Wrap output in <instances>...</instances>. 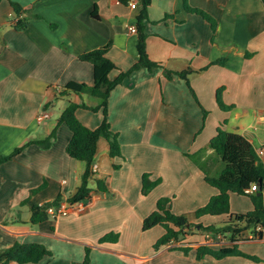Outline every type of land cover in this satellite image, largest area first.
<instances>
[{
  "label": "crops",
  "instance_id": "obj_1",
  "mask_svg": "<svg viewBox=\"0 0 264 264\" xmlns=\"http://www.w3.org/2000/svg\"><path fill=\"white\" fill-rule=\"evenodd\" d=\"M10 1L33 14L22 31L13 26ZM188 4L208 13L215 31L200 15L186 11L183 0H152L145 21L146 49L160 66L133 71L111 91L107 120L121 155L110 157L108 141L98 139L84 211L30 220L33 205L57 198L63 205L80 184L84 163L66 153L71 138L66 124L57 125L48 148L30 144L0 163V251L16 242L38 243L50 253L42 260L45 264H81L86 250L90 264H264V233L261 239L244 233L235 242L219 240L221 234H193L186 242L155 250L164 228L142 229L159 198L171 199L174 214H192L218 193L205 181L223 168L208 147L218 126L241 134L255 150L264 146V3ZM140 9L139 2L131 8L120 0H0V155L47 137L69 102L89 108L98 104L88 94H56L70 81L93 84L92 64L79 59L85 52L110 43L107 56L117 67L110 77L136 62L137 35L128 27L136 26ZM221 58L223 65L211 64ZM185 69L192 70L189 85L177 74ZM218 89L230 110L218 107ZM43 112L48 117L39 122ZM75 114L89 129L103 120L101 110L78 108ZM144 173L159 181L146 195L141 193ZM96 179L104 180L107 192L97 190ZM261 194L264 200V189ZM252 207L248 195L230 194V213ZM228 218L204 215L191 221L206 226ZM111 233L115 241L101 242ZM234 244L256 260L196 257L198 245L218 249ZM182 247H189L188 252Z\"/></svg>",
  "mask_w": 264,
  "mask_h": 264
},
{
  "label": "trees",
  "instance_id": "obj_2",
  "mask_svg": "<svg viewBox=\"0 0 264 264\" xmlns=\"http://www.w3.org/2000/svg\"><path fill=\"white\" fill-rule=\"evenodd\" d=\"M122 2L130 0H120ZM141 9L136 17V35H137V52L138 58L136 62L126 71H119L115 77H110V73L117 69L116 65L107 56V51L110 43L101 48H96L79 55V59L89 62L93 66V84L70 81L63 86L56 96H63L67 93H75L78 95L88 94L98 100L95 107L89 108L85 104H77L69 102L62 110L57 120L56 127L51 133L41 140H30L24 145L16 148L9 155H0V163L8 161L19 154L26 146L37 144L43 148H48L51 144V139L55 136L57 125L64 123L71 131V138L66 145V153L84 163V171L81 175V181L74 195L69 202H79L88 200L92 189L88 183L94 175L92 170L94 156L96 153V144L100 137H104L109 143V155L114 158L121 155L120 145L117 140V134L110 129V124L107 120L108 116V98L111 91L121 84L131 73L138 69H146L152 71L160 66V63L150 59L146 49V33L145 21L148 17V7L152 0H138ZM264 3V0H262ZM15 14L13 26L17 31H22L27 28L29 20L33 14L29 9L15 1H10ZM183 7L186 11L200 15L208 21L215 31V20L204 10L193 8L188 4V0H183ZM96 15L95 12H92ZM173 16L167 14L166 18ZM224 58L212 62L211 64L223 65ZM192 72L191 69L179 71L177 74L187 81L189 85L188 75ZM171 71L167 70L166 75L171 76ZM221 89L217 90L216 102L221 110H230V106H226L221 98ZM78 108L91 109L93 111L101 110L103 120L95 129H89L84 126L76 117ZM204 114L207 111L204 110ZM223 124V123H222ZM208 147L222 160L223 168L216 176H205V181L218 190L216 195L209 198L208 202L195 210L192 214H174L170 210V198L162 197L157 200L156 209L143 219L142 229L148 230L155 225H160L164 228V233L154 243L153 248L158 250L164 245L172 242H186L187 237L193 234L213 235L222 234L228 236L229 240L235 242L244 234L248 233L252 238L261 239L264 233V200L263 195H253L245 193V189L252 184H257L261 180L262 189H264V167L258 162L256 150L252 144L241 134L230 132L218 126L216 134L209 140ZM117 165H114L116 167ZM158 180H150L149 174L142 175V195L148 194L154 186L158 184ZM97 190L107 192L108 188L104 180L96 179ZM248 195L252 201V209L245 213H230V194ZM60 198L55 201L46 202L41 205H33L31 207L30 220L33 223L40 222L48 217L46 209L49 206H59ZM204 215L219 216L229 215V218L221 224L202 225L194 223L191 218H199ZM116 234L111 233L105 235L101 242L115 241ZM181 250L187 253L189 247H182ZM196 257L203 258L205 255H210L215 259H222L227 256L241 255L247 258L256 260L252 255L242 252L236 244L233 246L222 247L215 249L209 245H198L195 247ZM88 250L81 264H90ZM49 251L38 243H19L16 242L3 251H0V264H9L16 262L18 264L35 263L45 264L43 258L49 255Z\"/></svg>",
  "mask_w": 264,
  "mask_h": 264
},
{
  "label": "built area",
  "instance_id": "obj_3",
  "mask_svg": "<svg viewBox=\"0 0 264 264\" xmlns=\"http://www.w3.org/2000/svg\"><path fill=\"white\" fill-rule=\"evenodd\" d=\"M138 3V0H130L129 5L131 8H135ZM129 33H136V26L130 25L128 27ZM48 117V113L43 112L38 116V121L41 122ZM256 155L258 162L264 167V146L256 149ZM92 170H95V166H92ZM257 190V184H252L249 188L245 189V193L250 194ZM87 200L79 201V202H66L63 205L59 206H49L46 209V213L52 218H58L60 216H67L73 212H82L86 208Z\"/></svg>",
  "mask_w": 264,
  "mask_h": 264
},
{
  "label": "water",
  "instance_id": "obj_4",
  "mask_svg": "<svg viewBox=\"0 0 264 264\" xmlns=\"http://www.w3.org/2000/svg\"><path fill=\"white\" fill-rule=\"evenodd\" d=\"M261 189H262L261 180H259L258 183H257V190L252 192V194L253 195H260L261 194Z\"/></svg>",
  "mask_w": 264,
  "mask_h": 264
},
{
  "label": "rangeland",
  "instance_id": "obj_5",
  "mask_svg": "<svg viewBox=\"0 0 264 264\" xmlns=\"http://www.w3.org/2000/svg\"><path fill=\"white\" fill-rule=\"evenodd\" d=\"M103 141H105V140H103ZM222 235V234H221ZM219 240H222V241H225V240H229V237L228 236H220L219 237Z\"/></svg>",
  "mask_w": 264,
  "mask_h": 264
}]
</instances>
